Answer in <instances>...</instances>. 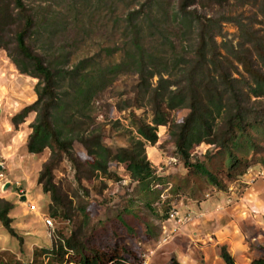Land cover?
I'll use <instances>...</instances> for the list:
<instances>
[{
    "label": "trees",
    "instance_id": "trees-1",
    "mask_svg": "<svg viewBox=\"0 0 264 264\" xmlns=\"http://www.w3.org/2000/svg\"><path fill=\"white\" fill-rule=\"evenodd\" d=\"M42 1L47 6H37L35 10L26 0H0V49L8 52L20 73L37 79L36 100L16 113L11 122L18 126L30 113H35L26 148L30 154L50 150L38 183L43 192L50 194L52 217L73 221L70 202L55 184L53 171L66 157L79 167L72 154L73 144L78 142L90 158L86 163L89 177L101 174L118 179L110 163L127 164L130 178L138 183L137 202L142 203L141 209L161 220L168 219L171 208L159 215L153 207L158 192L150 183L156 179L155 170L146 158L144 146L157 142V129L169 123L170 110L188 109L183 121L171 127L176 148L186 164H190L189 150L201 143L214 146L216 154L224 158L229 179L246 174L251 161L256 160L248 158L250 152L264 164L260 145L264 140V35L241 15L207 17L199 12V8L223 7L228 0H71L61 12L51 5L54 2L59 6L58 0ZM240 1H251L264 18V0ZM103 8L113 16V31L119 33L120 41L67 67L69 43L60 44L57 38L82 31L79 25L84 27L87 23L82 18L84 13L90 11L86 16L90 23ZM67 12L72 14V20ZM225 21L233 22L240 31L237 46L230 40L221 44L216 40L222 36ZM30 38L40 43L39 51L29 43ZM185 41L188 45H184ZM101 52L106 58L120 54V60L104 63ZM252 54L260 66L255 65ZM232 58L248 78L238 71ZM232 68L240 78L234 77ZM122 73L137 77L135 87L150 105L153 118L147 123L135 116L138 138L128 146L112 149L101 141V130H90L89 126L94 121V98L114 80L111 75ZM155 76L158 79L153 84ZM251 96L256 98L252 102ZM193 166L210 185L221 186L204 161H196ZM137 204L129 197L127 205L116 211L114 220L106 221L100 230L90 228V216L81 206L82 221L69 236L59 232L60 242L42 250L46 255L43 259L21 262L13 253L4 251L0 253V264H142V253L128 243L138 236L132 219L147 228ZM13 208L12 202L0 198V222L22 244L23 237L18 235L9 216ZM69 253L72 255L66 258ZM220 255L225 264H234L227 246L221 247ZM167 263L182 264L175 255ZM253 264H264V256Z\"/></svg>",
    "mask_w": 264,
    "mask_h": 264
},
{
    "label": "rangeland",
    "instance_id": "rangeland-1",
    "mask_svg": "<svg viewBox=\"0 0 264 264\" xmlns=\"http://www.w3.org/2000/svg\"><path fill=\"white\" fill-rule=\"evenodd\" d=\"M58 1L61 3L59 6L54 2L51 5L61 12L66 10L69 5L66 4L71 0ZM26 2L35 10L37 6L45 4L42 0ZM88 12L90 11L85 12L82 17L87 25H79V29L83 28L82 31H73L57 38L56 42L60 44L69 43L66 51L71 52V55L67 67L100 52L104 46L120 41L119 33L114 34L113 31V16L106 8L96 12L90 23L86 18ZM199 12L207 17L241 15L245 22L251 23L259 34L264 35V18L251 1L241 4L240 0H228L223 7L215 5L205 10L199 8ZM65 14L72 20L71 13ZM58 18L61 20L60 15ZM216 40L218 44L230 40L237 46L241 41L240 31L233 22H222V36H217ZM29 43L36 49L40 44L34 43L31 38ZM184 45H188V41ZM220 50L225 54L222 45ZM251 56L255 65L260 66L256 57L253 54ZM101 58L104 63L113 64L120 60V54L106 58L104 52H101ZM233 61L238 71L248 78L241 65L234 59ZM231 70L234 77H241L235 69ZM111 76L114 80L94 98V121L89 129H100L101 141L116 149L118 146H128L138 138L134 117L151 123L153 111L136 89L135 75L122 73ZM157 79L156 76L153 78V84ZM36 83V78L20 73L11 62L8 52L0 49V185L8 184L3 188L0 186V198L13 203L14 208L9 216L13 219L14 229L23 237V243L20 244L5 231L0 222V253L11 252L19 261L26 263L43 259L46 255L41 251L51 249L60 242L59 232L69 236L82 221L83 214L79 212L81 206L85 207L90 216V228L97 230L106 221H113L116 211L127 205V200L131 197L138 203L136 209L141 210V219L147 222L145 228L132 219L138 236L128 240L129 244L136 246L142 253V264H168L173 252L179 256L182 264H201L210 258L214 260L216 255L221 257L219 254L224 245L230 250L238 251V255L249 256L251 264L258 257L264 256V164L257 155L250 152L248 158L256 157V160L251 161L246 174L229 179L225 175L224 158L216 154L214 146L205 143L189 150L190 164H186L171 135L172 124L181 123L187 116L186 108L167 110L169 123L160 125L157 129V142L154 145L145 143L144 148L146 158L155 170L156 179L150 184L158 195L155 196L157 198L154 197L153 207L159 215L169 212L170 208L177 209L181 214L191 212L190 221L176 222L170 216L161 220L159 216L141 209L142 203L137 202L138 183L130 178L127 164L110 163L118 179L101 174L89 177L86 163L90 158L78 142L73 144L72 154L79 167L66 157L53 171L55 184L64 199L70 202L73 221L52 217L50 194L43 192L38 183L40 171L50 156V150L30 154L26 148L35 113H30L25 122L18 126L11 122L16 113L36 100ZM254 99L256 98L251 96L250 102ZM260 145L261 157L264 158V140ZM196 161L205 162L220 180V187L210 185L201 176L200 171L193 166ZM157 183L162 184L156 186ZM31 205L35 206L34 211L29 209ZM47 218L51 219L52 226H46ZM101 239L106 241L105 238ZM71 255L69 253L66 258Z\"/></svg>",
    "mask_w": 264,
    "mask_h": 264
},
{
    "label": "crops",
    "instance_id": "crops-1",
    "mask_svg": "<svg viewBox=\"0 0 264 264\" xmlns=\"http://www.w3.org/2000/svg\"><path fill=\"white\" fill-rule=\"evenodd\" d=\"M0 150H2V149H0ZM177 250H180V252H182V251L184 252V250H181V249H177ZM229 251L231 252L232 257L234 258V264L235 263L236 264H251V260L248 258L249 256H247V255H238L237 253H239V252L238 251L236 252L235 249H231V250L229 249ZM171 255L172 256L173 255L177 256L175 252H173ZM177 258L179 260V256H177ZM210 259L204 261V263H201V264H224L223 259L220 256L216 255V257L214 256V260L213 259L210 260Z\"/></svg>",
    "mask_w": 264,
    "mask_h": 264
},
{
    "label": "built area",
    "instance_id": "built-area-1",
    "mask_svg": "<svg viewBox=\"0 0 264 264\" xmlns=\"http://www.w3.org/2000/svg\"><path fill=\"white\" fill-rule=\"evenodd\" d=\"M7 185V183H2L0 186L1 188H3V186L5 187ZM29 209L34 211L35 210V206L31 205L29 206ZM170 218L176 220V222H188L190 221L192 218V213L191 212H186V213H179L177 209H171L170 210V214H169ZM46 226H52V221L51 219H46Z\"/></svg>",
    "mask_w": 264,
    "mask_h": 264
},
{
    "label": "water",
    "instance_id": "water-1",
    "mask_svg": "<svg viewBox=\"0 0 264 264\" xmlns=\"http://www.w3.org/2000/svg\"><path fill=\"white\" fill-rule=\"evenodd\" d=\"M0 168H1V167H0ZM6 186H8V184H7Z\"/></svg>",
    "mask_w": 264,
    "mask_h": 264
}]
</instances>
